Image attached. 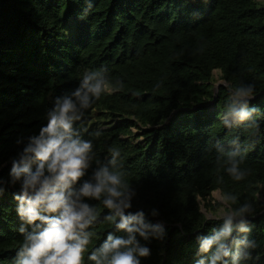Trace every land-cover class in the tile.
<instances>
[{
	"label": "trees",
	"instance_id": "16d2710c",
	"mask_svg": "<svg viewBox=\"0 0 264 264\" xmlns=\"http://www.w3.org/2000/svg\"><path fill=\"white\" fill-rule=\"evenodd\" d=\"M215 70L227 85L214 86ZM85 71L94 74L91 83L119 90L102 91L89 109L73 97L85 115L75 127L87 129L83 138L101 163L111 159L109 148L120 150L123 179L136 191L125 215L143 209L146 223L166 228L163 240L137 235L151 250L141 264L207 261L196 236L210 238L223 227L215 218L221 207L238 208L257 193L242 218L260 258L240 264H264V5L257 0H0V264H15L23 242L11 159L46 125L54 100L80 87ZM249 85L251 95H236ZM232 107L258 111L239 121ZM254 123L258 132L246 127ZM230 157L238 171L250 170L244 179L227 172ZM96 167L94 160L84 179ZM85 202L98 213L84 253V264H93L88 256L109 232L125 234L104 220L102 200ZM240 220L233 218L237 238L245 235L235 227Z\"/></svg>",
	"mask_w": 264,
	"mask_h": 264
},
{
	"label": "clouds",
	"instance_id": "9594fccd",
	"mask_svg": "<svg viewBox=\"0 0 264 264\" xmlns=\"http://www.w3.org/2000/svg\"><path fill=\"white\" fill-rule=\"evenodd\" d=\"M94 78V74L85 71L80 87L71 96L57 97L46 113V125L40 127L38 134L28 136L22 151L11 159L9 183L13 186L20 184V191L13 193V199L17 201V214L22 222L18 231L23 236L15 264H84V253L93 235L87 229L98 220L95 206L86 200H102L109 210L104 220L112 223L117 232L125 234L121 236L109 232L88 256L93 264H141L140 258L149 257L151 250L140 243L137 235L144 241L152 238L163 240L166 235L164 224L145 222L143 209L135 214L129 211L125 215V210L133 207L136 191L123 179L120 170L123 165L118 163L120 150L109 148L111 159L106 164L101 163L93 151L92 140L83 138L82 133L87 129L75 127L85 115L79 113L73 97L82 101L80 107L89 109L100 98L102 91L111 94L119 90L110 88L108 82L91 83ZM253 87H240L236 89V95L249 96ZM87 93L92 94V101H89ZM256 111L257 108L250 112L232 107L229 114L245 121ZM246 127L255 128L256 132L259 129L257 123ZM95 135L98 137L101 131H96ZM251 145L254 146L252 142ZM94 160L97 167L92 170L91 176L84 179ZM229 163L231 167L227 172L235 180H242L249 174L250 170L247 173L238 171L237 163L231 157ZM4 191L0 188V195ZM230 199L233 204L237 202L236 196ZM258 200L259 193L252 202L246 201L235 209L229 205L227 211L220 210L215 218L223 220V227L219 230L212 228L210 238L196 236L198 254L208 256L207 261L201 258L196 264H240L241 261L259 260V254L252 255L257 245L250 242L247 236L250 226L245 225H250V222L242 218L245 213L253 211V205ZM158 214L156 209L151 210L153 217ZM235 217H241L235 227L245 234L243 238L233 236Z\"/></svg>",
	"mask_w": 264,
	"mask_h": 264
},
{
	"label": "rangeland",
	"instance_id": "374dc122",
	"mask_svg": "<svg viewBox=\"0 0 264 264\" xmlns=\"http://www.w3.org/2000/svg\"><path fill=\"white\" fill-rule=\"evenodd\" d=\"M260 4L264 5V0H257ZM63 23H64V26H65V29H66V32H67V35L69 38L73 39L74 35H75V31L72 27H70V22L68 23L66 19L63 20ZM221 71L220 70H215L213 72V84L214 86H219L220 84L224 83V81L222 80V76H221ZM231 117V115H230ZM227 118V117H226ZM229 118V117H228ZM107 125L106 124H102L99 126L100 129H104L106 128ZM213 195L215 197H217L218 199L222 200L223 197L222 195L218 192V191H214L213 192ZM260 200L262 202H264V196L260 197ZM225 209V207H221V209ZM220 210L218 211V213H220Z\"/></svg>",
	"mask_w": 264,
	"mask_h": 264
},
{
	"label": "water",
	"instance_id": "95a60500",
	"mask_svg": "<svg viewBox=\"0 0 264 264\" xmlns=\"http://www.w3.org/2000/svg\"><path fill=\"white\" fill-rule=\"evenodd\" d=\"M222 84H225V85H227V83H225V82H224V83H222ZM82 113H83V112H82Z\"/></svg>",
	"mask_w": 264,
	"mask_h": 264
}]
</instances>
